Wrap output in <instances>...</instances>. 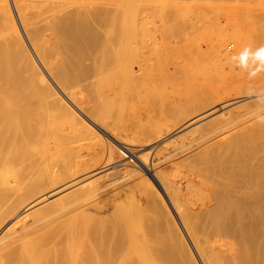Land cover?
Wrapping results in <instances>:
<instances>
[{"label": "bare ground", "instance_id": "6f19581e", "mask_svg": "<svg viewBox=\"0 0 264 264\" xmlns=\"http://www.w3.org/2000/svg\"><path fill=\"white\" fill-rule=\"evenodd\" d=\"M12 3L0 264H264V72L227 76L264 44V0Z\"/></svg>", "mask_w": 264, "mask_h": 264}, {"label": "clouds", "instance_id": "9594fccd", "mask_svg": "<svg viewBox=\"0 0 264 264\" xmlns=\"http://www.w3.org/2000/svg\"><path fill=\"white\" fill-rule=\"evenodd\" d=\"M229 63L247 72L249 79L256 78L264 72V44L255 48L252 46L244 47L229 58ZM248 95L255 97L258 105L253 115L257 117L260 123H264V115H260L261 112H264V90L257 91L250 88Z\"/></svg>", "mask_w": 264, "mask_h": 264}, {"label": "rangeland", "instance_id": "374dc122", "mask_svg": "<svg viewBox=\"0 0 264 264\" xmlns=\"http://www.w3.org/2000/svg\"><path fill=\"white\" fill-rule=\"evenodd\" d=\"M9 3H10V7H11V10H12V13H13L14 19H15L16 23L18 24V28L20 29V32L22 33V36H23L24 39H25V36H24V34H23V30H22V28H21V26H20V24H19V21H18V18H17L16 12H15L14 6H13V3H12V0H9ZM187 31H188V30H186V34H188V32H190V31H188V32H187ZM174 37H175V38H174ZM173 38H174V39H173ZM176 39H177V40H176ZM170 41H173V42H174V43H173L174 46L177 45L176 42L178 43V42L180 41L179 44H178L177 46H175V47H177V49H178V47H179V48L181 49V51L183 52V49H182V48H183V43H184V42L181 41V38H180L179 35H177V36L174 35V36L172 37V39L169 40V42H170ZM26 42H27V40H26ZM167 42H168V41H166V43H167ZM169 42H168V46L170 45ZM179 45H180V46H179ZM180 49H179V50H180ZM181 58H182V56H180V57H176V60H175V61L177 62V61H179V59H181ZM183 58H184V56H183ZM183 58H182V59H183ZM152 61H153L152 63L155 62L154 60H152ZM171 65H172V66H171ZM171 65H170L171 67L169 66V67H170V71H172V73H173L174 76H175V75H177L176 73L180 72V70H178V72H177V69H176L175 67L173 68V64H171ZM172 68H173V69H172ZM174 69H175V70H174ZM235 69H237V67L234 66V68H233L232 72H230V74H228L229 71L227 72V76L230 75L231 77H234V75H235V77H236V76H240V75L242 74V72H241V70H240L239 68L237 69V70H238V74H234V70H235ZM174 72H175V73H174ZM236 73H237V72H236ZM243 74H244V76H248L247 72H245V71L243 72ZM178 76H181V73H180V75L178 74L176 77H178ZM82 117H84V116L82 115ZM84 119H85L86 121H88L87 118L84 117ZM88 123H89V121H88ZM108 138H109V137H108ZM166 141H167V140H165L164 142H166ZM148 149H149V147H145L144 150H143L142 152H145V151H147ZM165 152H166V151H165ZM127 156H128L127 153L122 154V157L120 158V160H126V159H127ZM132 159H133V161H132L133 163L136 162V164L139 165V162H137V160H135L134 158H132ZM74 213H75V212H74ZM111 213H113V212H111ZM140 213H141V214H140ZM140 213H136V212H134V216H133V217H134V222H135L136 219L139 218L138 220L141 221V222H140L141 225H144V224H145L144 226H142L143 228H148V227H150V225H151L152 223H153V225H154V222H152V221H154V219H152V217H151L150 215H148L147 213L144 212L145 214L143 213V216H144V215H146V216L143 217V216H142V212H140ZM75 214H76V213H75ZM75 214H69L70 216H68V215H66V214L63 215V216H59V218H60L59 220H60V221H58V222H67V220H65V219H68V218H69V220H70V219L73 220V219L75 218ZM138 214H140L141 216L138 215ZM72 215H73L74 217H73ZM114 215L117 217L116 219H113V218H114ZM137 215H138V217H136ZM147 215H148L149 217H147ZM67 216H68V217H67ZM71 216H72V217H71ZM112 216H113V218H112ZM112 216H111V214H110L109 218H107V219L105 220L106 224H107V225H113L114 222H115L114 225L119 226V224H120V219H121V218L118 219V216L116 215V213H113ZM174 216H175V215H174ZM70 217H71V218H70ZM76 217H78V216H76ZM80 218H81V217H80ZM150 218H151V219H150ZM108 219L110 220V222H111V219H112V223H111V224H110V223H107V222H109ZM142 219H144V220H142ZM145 219H148V220H145ZM149 219H150L151 221H150ZM176 219H177V217H176ZM57 220H58V219H57ZM118 220H119V221H118ZM145 221H146V222H145ZM149 223H150V225H147V224H149ZM134 224H135V223H134ZM153 225H152V226H153ZM147 226H148V227H147ZM196 256H197V254H196ZM198 260H199V258H198ZM200 264H201V262H200Z\"/></svg>", "mask_w": 264, "mask_h": 264}]
</instances>
